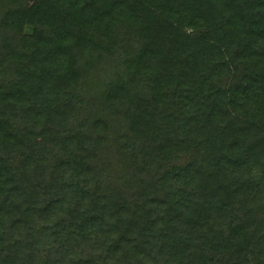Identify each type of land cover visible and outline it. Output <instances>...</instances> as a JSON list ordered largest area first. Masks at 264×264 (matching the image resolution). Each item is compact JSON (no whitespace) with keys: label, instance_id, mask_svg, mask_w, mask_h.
<instances>
[{"label":"trees","instance_id":"trees-1","mask_svg":"<svg viewBox=\"0 0 264 264\" xmlns=\"http://www.w3.org/2000/svg\"><path fill=\"white\" fill-rule=\"evenodd\" d=\"M7 8L0 264H264V0Z\"/></svg>","mask_w":264,"mask_h":264},{"label":"rangeland","instance_id":"rangeland-1","mask_svg":"<svg viewBox=\"0 0 264 264\" xmlns=\"http://www.w3.org/2000/svg\"><path fill=\"white\" fill-rule=\"evenodd\" d=\"M10 1H16L17 2V0H0V2H2V6L0 7V20L4 17V15L6 14V11H7V3L9 2L10 3ZM35 0H20V2L21 3H24V4H29V5H31L33 2H34ZM30 32V31H32V27L30 26V25H27L26 26V31L25 32ZM9 34V35H11L13 32H11V30H7V29H0V35L1 36H5L4 34ZM8 35V36H9ZM120 36H124V33L123 32H121L120 33Z\"/></svg>","mask_w":264,"mask_h":264}]
</instances>
